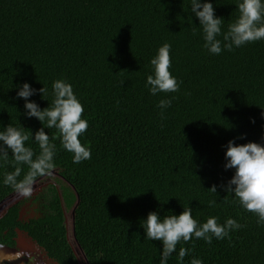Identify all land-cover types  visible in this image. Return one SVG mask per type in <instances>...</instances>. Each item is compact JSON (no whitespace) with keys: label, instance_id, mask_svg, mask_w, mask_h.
Masks as SVG:
<instances>
[{"label":"trees","instance_id":"obj_1","mask_svg":"<svg viewBox=\"0 0 264 264\" xmlns=\"http://www.w3.org/2000/svg\"><path fill=\"white\" fill-rule=\"evenodd\" d=\"M212 2L226 32L239 15L238 0ZM198 25L190 0H0V128L24 127L26 146L38 154L31 131L42 125L22 115L15 85L44 84L46 100L31 98L44 108L53 81L66 79L84 106L89 126L80 139L91 149L90 159L74 164L58 131L45 129L56 137L55 167L34 182L57 176L33 197L42 215L23 223L25 200L13 204L0 217V244L13 245L23 226L60 264H79L68 236L70 211L89 264H159L161 243L144 238L141 220L150 211L178 215L190 206L201 222L234 218L243 227L211 244L181 241L177 252L191 249L182 264L193 256L203 264H264V226L256 215L232 194L209 190L233 175L223 167L229 140L244 134L236 143H264V40L213 55ZM164 43L172 46L170 71L181 83L175 93L153 96L145 82ZM169 97L175 98L161 119L157 105ZM16 167L23 179L27 165L11 154L0 160V201L17 192L3 183ZM168 264H178L176 253Z\"/></svg>","mask_w":264,"mask_h":264},{"label":"clouds","instance_id":"obj_2","mask_svg":"<svg viewBox=\"0 0 264 264\" xmlns=\"http://www.w3.org/2000/svg\"><path fill=\"white\" fill-rule=\"evenodd\" d=\"M236 9L238 17L229 23L226 32H222L225 19L216 15L212 0H190L192 16L199 22L197 27L202 33L204 47L210 54L219 55L223 50L231 51L233 48L264 40V0H238ZM197 34L194 28L193 35ZM171 49V44H162L150 60L152 73L147 75L145 87L153 96L179 91L181 82L170 71ZM15 88L16 98L24 100L22 115L27 119L35 118L42 125L35 132L31 131L32 141L38 146L39 153L26 146L29 135L24 131V127L11 124L2 126L0 160H7L11 154L17 165H27L29 169L23 179H18L21 168L16 167L15 171L5 174L3 183L12 186L22 197H30L33 194L35 178L50 173L55 167L56 145L52 141L56 137L52 136L50 139L45 129L55 128L58 131L62 148L72 154L74 164H79L91 158L90 147L82 144L80 139L89 125L87 119L82 118L84 106L75 94L73 85L66 79L53 81V99L44 108L31 99L40 95L46 100L44 97L48 90L44 84L37 89L25 81L16 84ZM174 98L159 101L157 107L160 109L161 119L164 118L165 110L171 107ZM260 118L264 119V112L260 113ZM250 122L255 124L256 119L253 117ZM236 139H245V135L241 134L229 140L224 146L226 151L223 167L225 170H234L233 175L226 182L213 184L209 190L218 193L219 188L232 194L245 211L256 215L257 224L264 226V143L238 144ZM215 203L209 201V206H214ZM141 221L140 227L144 230V238L161 243L159 264H168L173 253L177 254L178 264H182L191 249L181 247L177 252V244L181 241L187 243L193 239H202L205 243L211 244L213 238L223 240L229 237L232 231L243 227L234 218H227L220 223L217 217L210 216L206 222H201L194 218L193 208L190 206H183V211L178 215L172 212L171 215L161 216L159 211H150ZM20 255L17 253L16 258ZM190 264H203V260L193 256Z\"/></svg>","mask_w":264,"mask_h":264},{"label":"flooded vegetation","instance_id":"obj_3","mask_svg":"<svg viewBox=\"0 0 264 264\" xmlns=\"http://www.w3.org/2000/svg\"><path fill=\"white\" fill-rule=\"evenodd\" d=\"M27 204H28V202H26V201L23 202L20 213H19L20 219H22L23 223L28 222L29 219L34 217V215H37V216L42 215V214L38 215L39 212H36V214H35L34 207H32V208L30 206L27 207ZM25 209H28V211H26L24 213ZM15 230H16V235L13 236L14 244L11 246L8 245L11 248L15 249L17 251V253L21 254L19 256V258L16 259L17 263H15V264H60L42 246H40L38 244V242L32 237L30 232L25 227H23V226L21 228L17 227ZM73 236H74V234H73ZM74 241H75L77 247L79 248L80 252L82 253V251L78 245V242L75 239V236H74ZM70 243L73 246V243L71 241H70ZM73 249L77 255V252H76V249L74 246H73ZM82 255H83V253H82ZM84 259H85V264H89L88 261L86 260L85 256H84ZM78 261H79V264H83L80 261L79 257H78ZM3 264H13V263H11V258L10 259L7 258V260L4 261Z\"/></svg>","mask_w":264,"mask_h":264},{"label":"rangeland","instance_id":"obj_4","mask_svg":"<svg viewBox=\"0 0 264 264\" xmlns=\"http://www.w3.org/2000/svg\"><path fill=\"white\" fill-rule=\"evenodd\" d=\"M49 175V174H48ZM54 176H57V174H56V172H51V174L49 175V176H45V177H43V178H41L40 180H38V181H36V182H34V189H33V194L30 196V197H22L18 192H15V193H13L12 194V197H10L5 203H4V205L6 206L7 204H12V203H14V202H16V200L17 201H23V200H25L26 202H28V204H27V207L28 206H30L31 208L33 207V206H31V204L30 203H32L33 202V197L36 195V193H37V191L39 190V188L43 185V184H45V183H47V182H49V181H51L52 179H53V177ZM9 200H10V202H9ZM36 206V205H35ZM3 211V209H2V207H1V209H0V212H2ZM26 211H28V209H25L24 210V213L26 212ZM41 213L39 212L38 213V215H40ZM26 215V214H25ZM72 213L69 211V212H67V227H68V235H69V239H70V241L73 243V246L75 247V249H76V252H77V255H78V257L80 258V261L83 263V264H85V259H84V256L82 255V253L80 252V250H79V248L77 247V245H76V243H75V241H74V236H73V220H72Z\"/></svg>","mask_w":264,"mask_h":264},{"label":"water","instance_id":"obj_5","mask_svg":"<svg viewBox=\"0 0 264 264\" xmlns=\"http://www.w3.org/2000/svg\"><path fill=\"white\" fill-rule=\"evenodd\" d=\"M12 197V194H10L9 196L5 197L3 200L0 201V209L2 207L3 211L0 212V217H2L7 210L15 203H17L18 201L16 200V202L12 203V204H7L6 206L4 205V203L10 198ZM10 202V200H9ZM11 203V202H10ZM74 229V228H73ZM16 254L17 251L13 248H11L10 246L6 245V244H0V264H3L4 261L7 260V258H11V263L15 264L17 263V258H16Z\"/></svg>","mask_w":264,"mask_h":264}]
</instances>
